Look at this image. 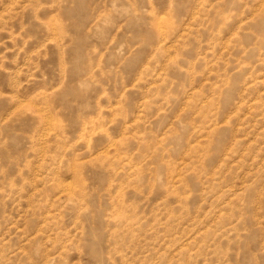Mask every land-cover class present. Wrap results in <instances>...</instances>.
Instances as JSON below:
<instances>
[{
  "label": "rangeland",
  "instance_id": "obj_1",
  "mask_svg": "<svg viewBox=\"0 0 264 264\" xmlns=\"http://www.w3.org/2000/svg\"><path fill=\"white\" fill-rule=\"evenodd\" d=\"M0 264H264V0H0Z\"/></svg>",
  "mask_w": 264,
  "mask_h": 264
}]
</instances>
